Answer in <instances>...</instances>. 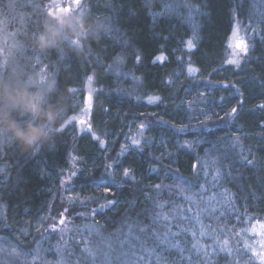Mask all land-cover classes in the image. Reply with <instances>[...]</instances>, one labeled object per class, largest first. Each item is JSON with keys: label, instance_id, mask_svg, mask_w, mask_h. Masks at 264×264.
Instances as JSON below:
<instances>
[{"label": "trees", "instance_id": "16d2710c", "mask_svg": "<svg viewBox=\"0 0 264 264\" xmlns=\"http://www.w3.org/2000/svg\"><path fill=\"white\" fill-rule=\"evenodd\" d=\"M25 1L0 0V9H15ZM173 1L88 0L83 25H100L97 35L85 37L80 49L63 48V55L59 50L40 55V61L51 65L52 99L66 118L53 130L54 140L37 152L23 154L12 142L1 146L2 237L13 238L21 248L31 245V239L40 242L54 215L67 220L71 230L86 214L108 232L122 229L127 220L150 222L157 198L168 201V186L179 180L196 183L197 176L206 181L200 177L206 173L203 167L216 159L224 166L217 183L234 195L238 211L264 212V0H187L194 9L192 21L185 17L183 0L179 13ZM236 23L247 29L250 41L239 66L227 62ZM189 40L194 44L190 50ZM29 59L19 61L26 70L34 61ZM118 61L122 72L139 81L134 93L127 92L130 85L111 70ZM91 76L98 87L91 122L103 139L68 124L83 109L85 83ZM147 97L158 101L151 103ZM141 122L147 127L140 146L121 148ZM195 125L199 128L190 129ZM72 154L78 171L63 202L61 186ZM189 223L180 222L174 231L185 230L179 239L188 251L165 244L156 253L175 264H190L185 254L191 264L248 260L240 253H218L204 261L192 247Z\"/></svg>", "mask_w": 264, "mask_h": 264}, {"label": "rangeland", "instance_id": "374dc122", "mask_svg": "<svg viewBox=\"0 0 264 264\" xmlns=\"http://www.w3.org/2000/svg\"><path fill=\"white\" fill-rule=\"evenodd\" d=\"M87 1L27 0L25 1L26 3L17 6L15 9L11 5L6 6L5 9H0V79L21 76L38 89H52L54 75L50 70L52 69L51 65L46 64L45 60L40 61L39 59L40 55L51 52V50H40L35 44V38L42 30L45 20L61 14H70L80 18L82 26H84L83 19L86 16ZM173 2V7L179 13L180 8H182L181 2L179 0H174ZM183 8L186 19L192 21L194 18L193 6L187 0H183ZM17 9L20 11H15ZM96 25L100 27V25ZM97 27H86V31L89 33L87 36L97 35V31L100 30ZM234 29L237 30V35L233 37L232 34L229 43L235 45L238 39H243L248 45L247 53L240 54L239 56L240 64L249 52L250 41L247 35L248 31L244 29L242 24L236 23ZM26 37L30 40V46L26 44ZM84 38L78 42L79 46L76 48H81V42ZM65 47H73V45L69 43L56 50H59L63 55V48ZM186 49L190 50L188 46H186ZM234 51L238 50L234 47L230 48V58H233ZM26 56L28 60L31 57L34 58L30 70L24 69L26 66L22 65ZM22 58L23 61L20 64L19 61ZM111 70L123 80V83L126 82L130 85L129 87L127 86V92L134 93L136 86L139 87V81L136 77L122 72L124 67L121 61L111 66ZM97 88L94 77L91 76V84H89L88 78L85 83L86 99L83 109L75 117H72L68 124L78 132H92L95 138L103 139L96 133L91 122L93 95L97 91ZM93 89L94 91H92ZM149 98L153 99L150 101ZM149 98L147 100L151 103L158 101L157 97ZM138 127L136 132L128 136L130 138L129 145L124 140L121 143V148L126 150L127 148L140 146L144 139L147 123L141 122ZM197 128L199 127L195 125L190 129ZM133 140L138 141V143L134 144ZM9 143H11L10 139L0 136V149L1 146H9ZM104 144L103 142L102 145ZM73 157H75V160ZM220 166L221 162L219 160L216 159V162L209 160L203 167L206 173L200 176L202 178L205 177L206 181L202 179L198 180L199 176H197L196 183L188 184L186 181L181 182L179 180V182L168 186V201L164 202V200H161L160 202L159 198H157L158 201H155L156 216L150 222L127 220L123 224L122 229L119 227L117 231L108 232L104 228L102 230V227L93 221L92 217L87 219L88 214H86L84 215V219L86 220L76 225L74 230H71L67 220L61 219L60 216L57 219L56 215H54L51 218L52 221L47 224L46 229L43 231L42 235L44 237L40 238V242L31 239V245L28 244L27 247L21 248L15 243L13 238H5L0 235V264H70L69 262H72V264H128L129 259H134L130 255H126V253H129L128 242L139 244V241L131 240L128 237L129 227H132L133 236H139L141 240L146 241L148 246H150L151 241L154 239L152 230L158 229L163 232L161 223L165 214L168 215L169 221L172 224V231L180 228V222H190L191 230L188 229L189 233L194 232L196 234L193 237V242L201 246L200 251L194 248L195 251L202 254V256H205V252L208 253V256L203 258L204 261L211 260L218 253L229 254L231 256H237L240 253V255H245L248 258L245 264H260L258 259L252 258V252L245 248V244L255 248L258 252L261 250L260 242L264 240V228L261 227V225H264V212L260 213L258 209H248V213L245 212V209L238 211L234 195L227 187L222 186L220 182L217 183L218 177L224 173V166L223 168ZM77 171L78 159L72 154L70 168L66 171L61 186L63 193L60 198L64 200L63 202L66 201L64 193L70 190L69 187ZM210 174L211 177H209ZM227 177L230 176L227 175ZM200 184L203 185L199 187ZM158 193L163 194L164 192L159 190ZM110 204L112 203H109L108 206ZM159 205H163V207H159ZM212 208L215 211H212ZM4 214L5 209L0 206L1 225L4 222ZM157 217H160L159 221ZM233 217H235V220L231 221L230 218ZM241 219L244 220V223L243 226H239L238 228L235 224L239 225ZM62 220L63 223H61ZM220 221H223V225ZM219 225H222V227ZM211 227L216 229H212ZM140 228H145L147 231L141 232ZM28 237L31 238L30 236ZM125 241L127 242L121 246V242ZM225 241H227L226 245L224 244ZM86 247L91 249L95 258L90 257L84 251ZM160 253L158 255L162 256ZM142 254L137 252V255ZM67 256L71 259L67 258ZM185 256L189 257V254H185ZM163 258V261H159V264H175L166 257ZM228 258L236 261L232 257ZM151 259L156 260V257H146L144 261L137 262V264H153Z\"/></svg>", "mask_w": 264, "mask_h": 264}, {"label": "clouds", "instance_id": "9594fccd", "mask_svg": "<svg viewBox=\"0 0 264 264\" xmlns=\"http://www.w3.org/2000/svg\"><path fill=\"white\" fill-rule=\"evenodd\" d=\"M89 33L82 20L61 14L45 20L35 38L42 50H56L78 42ZM51 88H36L24 77L0 79V136L6 137L23 154L39 151L54 140V129L63 124L59 103L52 99Z\"/></svg>", "mask_w": 264, "mask_h": 264}, {"label": "snow or ice", "instance_id": "6c2138e0", "mask_svg": "<svg viewBox=\"0 0 264 264\" xmlns=\"http://www.w3.org/2000/svg\"><path fill=\"white\" fill-rule=\"evenodd\" d=\"M237 35V30L234 29L233 31V37H235ZM231 39V38H230ZM187 46L191 49L192 47H194L193 41L189 40L187 42ZM235 48L238 51H234L233 52V58L228 59V63L230 64H235L237 66H239V56L240 54H246L248 51V45L247 43L243 40V39H238L235 43V45H233L232 43H229V48ZM139 57H137V61H139ZM157 60H163L164 57L163 56H158L156 58ZM190 71H192V69H190ZM89 84H91V77H89ZM94 91V89L92 90ZM150 101L153 98H149ZM90 100V97H89ZM232 112L235 113L236 109H232ZM143 127V126H141ZM101 143H103V141H101ZM133 143H138V141L133 140ZM73 159L75 160V157H73ZM246 163L248 164H254V161L252 160H246ZM125 174L127 175V171L125 172ZM219 175V172H218ZM157 188H159V186H156ZM109 203H113V202H109ZM159 207H163V205H159ZM212 211H215L214 208L211 209ZM175 218V217H174ZM183 218V217H182ZM157 220H160V217H157ZM61 223H63V220L61 221ZM161 227L163 228V232L159 231L158 229H154L152 230V234H153V246L149 247L146 241L141 240V238L139 236H133V232H132V227H129V232H128V237L131 240H135V241H139V244H135V243H130L128 242V247H129V253H126V255H130L131 257H133L134 259H129L128 264H137V262H141L144 261L146 259V257H153L155 256L156 259L158 261H163V257L158 255L156 253V249L162 245H167L169 248H174L177 249L179 252L183 253L185 251H188V249L182 247L181 245V240L179 239V237L181 236V234L185 231L184 229H181L178 232H174L172 231V224L169 221V217L167 214L163 215V221L161 223ZM262 228H264V225H261ZM141 232L147 231V229L145 228H140L139 229ZM193 237H195V233H192ZM125 242H121V246H123ZM224 244H227V241L224 242ZM261 244V250L258 252L255 248H252L250 245L245 244V248L251 250L252 252V258L254 259H258L260 261V264H264V240H262L260 242ZM193 248L197 249L198 251L201 250V246L198 243L193 244L192 246ZM85 252L88 253V255L90 257H94V254L92 253L91 249L89 248H85L84 249ZM137 252L139 253H143L142 255H137ZM205 257L208 256V253H204ZM186 259L189 260L190 264H191V257H186Z\"/></svg>", "mask_w": 264, "mask_h": 264}]
</instances>
